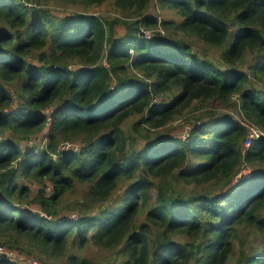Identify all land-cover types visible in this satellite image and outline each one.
Segmentation results:
<instances>
[{"label":"trees","instance_id":"16d2710c","mask_svg":"<svg viewBox=\"0 0 264 264\" xmlns=\"http://www.w3.org/2000/svg\"><path fill=\"white\" fill-rule=\"evenodd\" d=\"M252 129L264 134V0H0L4 252L264 264Z\"/></svg>","mask_w":264,"mask_h":264},{"label":"rangeland","instance_id":"374dc122","mask_svg":"<svg viewBox=\"0 0 264 264\" xmlns=\"http://www.w3.org/2000/svg\"><path fill=\"white\" fill-rule=\"evenodd\" d=\"M66 7L74 8V9L77 8V6L71 5V4H66ZM98 12H101L100 8H99ZM51 13H53V14H55V13L64 14L63 7L60 6V7H58V10H52ZM114 16H119V14L116 12V13H114ZM162 16L165 17V18H173L175 21H178V15L175 14L173 11H170V10L161 11V17ZM116 29H117L118 33L122 32V30H121V28L119 26H116ZM161 31L163 32V29H161ZM198 46H199V48H202V44L200 42H198ZM206 49H207V52L209 53L210 56L217 58V56H218V50L217 49H214V48H206ZM182 119H184V118H182ZM178 122H179V120L174 122V124H177ZM254 132L255 131L253 130V133ZM180 133L182 134L183 137L187 136V131L183 133V131L180 130ZM247 172L248 171H244V174H246ZM32 186L34 188H37V186H34V185H32ZM66 214H67V216H70V217H73V218L76 215L74 212H72V213L71 212H67ZM20 239L26 241L24 238H21V237L19 238V241H20ZM0 249L3 252L5 250L2 245H0ZM7 253H9L12 256L13 259L14 258H19L17 260H19L22 264H34L33 261H36L37 264H38V262H39L38 259L36 258V255L34 253H32V254L29 253L28 254L26 251L21 253L18 249H12V248L11 249H7ZM37 255H38V253H37ZM80 255L93 260L94 264H102L103 263V258H104L103 257V252H100L97 248H94L92 246H89L88 249L85 250ZM32 259H33V261H32ZM51 262L53 264L57 263L56 260H53Z\"/></svg>","mask_w":264,"mask_h":264},{"label":"built area","instance_id":"2783aa9c","mask_svg":"<svg viewBox=\"0 0 264 264\" xmlns=\"http://www.w3.org/2000/svg\"><path fill=\"white\" fill-rule=\"evenodd\" d=\"M146 34H147V36H149V35H148V32H146ZM253 130L255 131L254 133H253ZM261 134H262V133H261L259 130L252 129V130L249 132V134H248V138H247V140H246L245 145H246V146H249L251 140H253V139L259 137ZM3 254H4V256H5L6 258H8V257L11 256L9 253H7V252H3V251L0 249V257H1V255H3Z\"/></svg>","mask_w":264,"mask_h":264},{"label":"clouds","instance_id":"9594fccd","mask_svg":"<svg viewBox=\"0 0 264 264\" xmlns=\"http://www.w3.org/2000/svg\"><path fill=\"white\" fill-rule=\"evenodd\" d=\"M260 131V130H259ZM261 132V131H260ZM262 133V132H261ZM261 135H264L263 133L261 134ZM259 137H257V138H255V139H253V140H257ZM246 143V142H245ZM245 143L243 144V150H245L246 148H248L249 146H250V144L252 143V140H251V142H250V144H249V146H246L245 145ZM69 145H72V146H74L75 148H78V143H75V142H73V143H71V144H67V145H62V147L64 146V148H66L65 146H69Z\"/></svg>","mask_w":264,"mask_h":264}]
</instances>
